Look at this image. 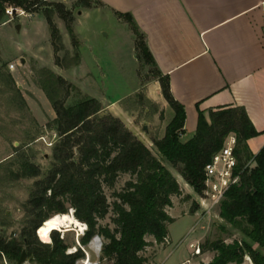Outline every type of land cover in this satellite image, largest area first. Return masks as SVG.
<instances>
[{
	"label": "trees",
	"instance_id": "obj_1",
	"mask_svg": "<svg viewBox=\"0 0 264 264\" xmlns=\"http://www.w3.org/2000/svg\"><path fill=\"white\" fill-rule=\"evenodd\" d=\"M38 5V0H0V23L6 7L31 13ZM56 6L61 8L60 4ZM44 17L51 39H59L49 14H44ZM126 18L134 34L142 39L140 51L155 64L141 34L131 19ZM52 45H55L54 41ZM159 82L162 94L173 110V117L164 136L153 142L158 154L173 167L180 166L182 179L197 195H201L204 166L221 148L225 137L234 133L240 180L226 192L218 215L264 250V146L253 156L246 144L259 133L243 108L223 107L209 111V120L198 111L194 135L181 142L184 109L171 95L168 77L160 75ZM36 84L55 113V118L48 125L54 127L60 141L53 149V168L45 179L35 183L30 194L27 208L34 219L22 229L19 240L0 238V264L4 261L18 263L22 252L33 264H77L84 253L77 248L67 254L65 238H60L57 231L50 233V243L39 241L35 235L48 219L66 214L68 208L73 209L74 217L86 225L80 245L86 246L95 236L102 240L100 261L148 264L141 255L151 245L146 238L151 237L155 244H162L168 237V225L173 222L166 208L172 206L173 196L181 195L176 179L117 118L111 115L100 117L102 107L96 99L87 98L65 105L71 86L47 69H41ZM74 148L78 152L77 161L72 159ZM241 155L245 160L250 159L251 164H242ZM39 174L37 167L26 160L21 162L18 177L32 178ZM120 174H128L132 179L114 194L116 200L111 208L115 228L111 230L98 223L110 209L103 186L113 187ZM208 248L216 253L208 264H241L245 256L252 264H264V255L247 243L233 241L225 244L218 240Z\"/></svg>",
	"mask_w": 264,
	"mask_h": 264
},
{
	"label": "rangeland",
	"instance_id": "obj_2",
	"mask_svg": "<svg viewBox=\"0 0 264 264\" xmlns=\"http://www.w3.org/2000/svg\"><path fill=\"white\" fill-rule=\"evenodd\" d=\"M38 1L39 5L31 13L42 17L29 18V12L16 8L24 11L25 17L13 15L10 19L5 13L0 23H5L0 26V156H8L0 164V238L19 240L22 229L34 219L29 215L27 203L35 183L45 179L55 164L53 149L60 137L54 127L48 125L55 116L49 118L44 98L36 94L40 90L36 84L38 74L41 69H47L70 84L65 105L87 98L96 99L102 107L99 116L117 118L176 179L181 195L173 196L172 206L166 208L173 222L168 225V237L162 244H155L151 237L146 238L151 245L141 255L148 264H186V261L189 264H208L216 254L208 247L218 240L225 244L233 241L247 243L264 255L263 249L219 218V206L210 211L203 210L199 206L200 195L192 188L190 195L181 188L184 180L179 173L180 166L173 167L158 154L153 142L164 136L173 110L162 94L159 82L162 74L140 51L142 39L136 34L132 38L133 27L106 11L85 16L83 0L71 3ZM44 14H49L59 39H51ZM9 64L15 67L12 73L18 77L17 83L6 72ZM205 118L209 120L208 114ZM186 138L179 137L181 142ZM73 153L72 159L77 161L76 148ZM24 160L37 167L40 174L32 178L18 177ZM241 162L245 166L251 164L250 159L245 160L242 155ZM130 179L132 177L128 174H120L113 187L103 186L110 209L104 219L98 221L99 225L111 230L115 228L111 208L116 200L114 194ZM68 214L78 225L68 228V231L56 230L60 238H65L66 253L80 248L84 257L77 264H109L99 259L101 246H96V236L86 246L80 245L86 225L74 217L73 209L68 208ZM78 230H81L80 234ZM191 243L200 248V255L193 256L188 246ZM20 264L33 263L25 254L24 262ZM241 264H252V261L245 256Z\"/></svg>",
	"mask_w": 264,
	"mask_h": 264
},
{
	"label": "crops",
	"instance_id": "obj_3",
	"mask_svg": "<svg viewBox=\"0 0 264 264\" xmlns=\"http://www.w3.org/2000/svg\"><path fill=\"white\" fill-rule=\"evenodd\" d=\"M83 1L85 16L106 11L123 23L126 17L131 19L156 67L168 77L171 95L184 109L186 141L195 133L198 111L206 116L218 108L240 107L259 133L247 140L248 150L253 156L260 151L264 146V0ZM37 15L42 17L32 13L28 17ZM6 72L13 82L19 81L8 67ZM38 92L53 119L51 105L41 89ZM7 158L1 155L0 164ZM180 186L191 194L185 181Z\"/></svg>",
	"mask_w": 264,
	"mask_h": 264
},
{
	"label": "built area",
	"instance_id": "obj_4",
	"mask_svg": "<svg viewBox=\"0 0 264 264\" xmlns=\"http://www.w3.org/2000/svg\"><path fill=\"white\" fill-rule=\"evenodd\" d=\"M5 13L11 17L10 19L13 18V15L15 17L25 15L24 11H18L13 7H7ZM14 68L13 64L8 65L10 71ZM236 146V136L228 134L221 148L212 155L210 161L203 168L204 181L202 194L199 196V206L205 211L219 206L224 200L226 192L240 180L241 171L237 169L235 156ZM188 246L192 250L193 256L200 255V248L197 245L191 243ZM186 264H189V261H186Z\"/></svg>",
	"mask_w": 264,
	"mask_h": 264
},
{
	"label": "bare ground",
	"instance_id": "obj_5",
	"mask_svg": "<svg viewBox=\"0 0 264 264\" xmlns=\"http://www.w3.org/2000/svg\"><path fill=\"white\" fill-rule=\"evenodd\" d=\"M77 225H76V222L74 221V219L69 214L68 215L64 214V215H60V216H53L45 222V224L42 228H40V229H38V231H36V234H37V236L41 242L49 243L50 233L52 231H56V230L68 231L69 230L68 228L73 227V226H77ZM81 230H78L79 234H80ZM97 243H96V246L98 245Z\"/></svg>",
	"mask_w": 264,
	"mask_h": 264
},
{
	"label": "water",
	"instance_id": "obj_6",
	"mask_svg": "<svg viewBox=\"0 0 264 264\" xmlns=\"http://www.w3.org/2000/svg\"><path fill=\"white\" fill-rule=\"evenodd\" d=\"M21 62L22 63L24 62L23 59L21 60ZM95 240L98 242V245L100 247L101 246L100 239L98 237H95ZM24 259H25V252H22L21 255H20L18 263L20 264V263L24 262Z\"/></svg>",
	"mask_w": 264,
	"mask_h": 264
}]
</instances>
